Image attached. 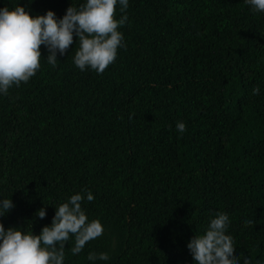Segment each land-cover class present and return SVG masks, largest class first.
I'll use <instances>...</instances> for the list:
<instances>
[{
    "label": "trees",
    "instance_id": "trees-1",
    "mask_svg": "<svg viewBox=\"0 0 264 264\" xmlns=\"http://www.w3.org/2000/svg\"><path fill=\"white\" fill-rule=\"evenodd\" d=\"M19 2L62 18L72 0ZM124 15L127 46L102 74L74 64V36L56 66L41 45L37 74L0 96V196L15 204L5 229L39 234L55 205L90 190L82 206L104 234L76 255L66 242L65 264H90L89 252L109 254L96 264H195L187 243L221 212L234 256L264 264V12L129 0Z\"/></svg>",
    "mask_w": 264,
    "mask_h": 264
},
{
    "label": "clouds",
    "instance_id": "clouds-1",
    "mask_svg": "<svg viewBox=\"0 0 264 264\" xmlns=\"http://www.w3.org/2000/svg\"><path fill=\"white\" fill-rule=\"evenodd\" d=\"M31 3V0H28ZM253 12H264V0H245ZM117 6L126 12L129 0H84L72 3L62 18L54 10L45 14H33L27 4L0 8V96L21 83H27L41 68V45L48 55V64L56 66L58 55L63 56L76 40L74 64L81 70H94L102 74L117 58L118 50L126 42L120 28L127 16L116 17ZM254 95L260 89H253ZM178 133L183 134L186 123L178 121ZM95 199L90 191L71 195L56 207L50 225H45L39 234L22 227H8L0 220V264H65V244L73 237L72 254L82 252L86 244L104 234L105 228L99 219L90 220L83 201ZM46 206L35 215L44 219ZM15 207L13 200L0 196V217ZM230 218L221 212L210 218L202 233L192 236L187 247L195 264H251L247 256H234L235 242L228 234ZM107 252H89L90 264L107 262Z\"/></svg>",
    "mask_w": 264,
    "mask_h": 264
}]
</instances>
